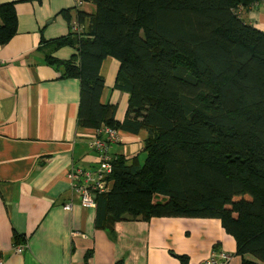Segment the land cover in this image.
<instances>
[{
  "label": "trees",
  "instance_id": "obj_1",
  "mask_svg": "<svg viewBox=\"0 0 264 264\" xmlns=\"http://www.w3.org/2000/svg\"><path fill=\"white\" fill-rule=\"evenodd\" d=\"M82 1L95 6L78 12L84 31L42 44L76 50L63 76L79 80L77 124L147 132L142 165L112 160L95 227L216 219L241 264H264V30L242 17L260 0ZM0 19L3 45L16 32L12 4ZM106 57L119 61L115 88L129 95L121 121L116 105L100 103Z\"/></svg>",
  "mask_w": 264,
  "mask_h": 264
},
{
  "label": "crops",
  "instance_id": "obj_2",
  "mask_svg": "<svg viewBox=\"0 0 264 264\" xmlns=\"http://www.w3.org/2000/svg\"><path fill=\"white\" fill-rule=\"evenodd\" d=\"M8 3L13 5L17 24L15 34L0 43V254L4 264H204L218 250L231 255L228 264H241V257L234 255V239L216 219L161 217L115 221L111 230L95 227L97 195L93 193V208L82 207L68 172L93 169L97 153L91 143L104 135L77 124L79 80L63 76L64 61L76 50L68 45L56 50L48 44L42 47L44 41L84 31L78 12L93 14L95 6L82 1L78 7L76 0H0V6ZM242 17L264 30V1L243 11ZM48 54L52 63L46 59ZM118 69L115 58L102 61L100 103L116 105L115 119L121 121L129 95L115 88ZM146 137L145 130H118V139L108 143L107 151L115 160L122 157L142 165ZM18 244L24 245L21 253L13 250Z\"/></svg>",
  "mask_w": 264,
  "mask_h": 264
},
{
  "label": "built area",
  "instance_id": "obj_3",
  "mask_svg": "<svg viewBox=\"0 0 264 264\" xmlns=\"http://www.w3.org/2000/svg\"><path fill=\"white\" fill-rule=\"evenodd\" d=\"M76 5L80 7L82 1L76 0ZM96 131L104 135L103 138L96 136L91 143V146L97 153L96 165L89 171H84L81 168H73L68 172L74 191L80 196V205L86 208H93L95 205V196L93 193L96 195L108 193L112 187L108 177L112 172L113 158L109 155L107 149L110 141L118 139V131L110 128H103ZM64 207L70 209L71 204H65ZM13 250L15 253H21L24 251V245H14ZM230 259L231 255L228 252L218 250L213 251L204 261V264H228ZM0 264H4V259L1 254Z\"/></svg>",
  "mask_w": 264,
  "mask_h": 264
},
{
  "label": "rangeland",
  "instance_id": "obj_4",
  "mask_svg": "<svg viewBox=\"0 0 264 264\" xmlns=\"http://www.w3.org/2000/svg\"><path fill=\"white\" fill-rule=\"evenodd\" d=\"M182 84L184 85L185 83L184 82H182ZM143 163V161H141V164ZM236 198H238V197H236ZM221 251H224V250H221ZM235 257V256H234ZM247 257H249V258H252L250 255H247Z\"/></svg>",
  "mask_w": 264,
  "mask_h": 264
}]
</instances>
